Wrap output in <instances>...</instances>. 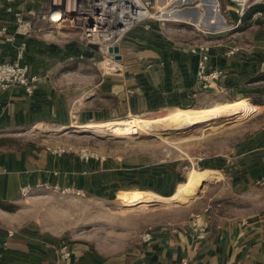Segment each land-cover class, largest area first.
I'll use <instances>...</instances> for the list:
<instances>
[{"label": "crops", "instance_id": "crops-1", "mask_svg": "<svg viewBox=\"0 0 264 264\" xmlns=\"http://www.w3.org/2000/svg\"><path fill=\"white\" fill-rule=\"evenodd\" d=\"M189 1L192 6L185 4ZM50 4L51 0H0V64L19 61L35 77L30 96L16 87L0 91V138L42 126L79 128L112 122L103 113L111 108L110 101L120 107L130 103L131 110L181 106L197 86L199 54L193 49L201 43L193 37L199 36L204 22L216 29L205 36L208 67L221 69L223 77L250 82L248 90L254 95L264 93V0H249L247 48L231 40L230 32L242 27L230 0H211L206 21L196 0H156L159 9L174 12L171 17L177 19L150 20L131 31L121 44L118 69L109 74L98 71L99 52L82 43L75 30L48 22ZM30 12L38 16L31 35H15V15ZM190 12L197 20H191ZM257 12L263 15L253 18ZM236 48L238 52L228 56ZM241 100L253 107L259 98ZM105 160L84 161L77 153L58 156L49 148H0V264H264V214L226 219L205 208L182 223L146 231L149 240L141 234L126 251L110 257L90 243L23 220L26 186H58L88 196L111 191L118 171ZM197 164L227 179L236 190L264 183V127L248 132L222 153L195 159ZM135 191L142 190L120 195ZM67 251L70 256L64 258Z\"/></svg>", "mask_w": 264, "mask_h": 264}, {"label": "rangeland", "instance_id": "rangeland-1", "mask_svg": "<svg viewBox=\"0 0 264 264\" xmlns=\"http://www.w3.org/2000/svg\"><path fill=\"white\" fill-rule=\"evenodd\" d=\"M196 1L201 4L199 9L204 17L210 16L211 0ZM192 3L185 4L192 6ZM189 14L191 20H197L195 12ZM171 16L156 20L177 19ZM207 17L202 20L206 21ZM251 18L248 16L245 21L249 23ZM198 30L199 36L193 38L200 44L205 43V36L216 29L204 22ZM75 32L81 42L86 43L82 32L79 29ZM230 35L231 40L247 48V27L236 29ZM116 63L115 57L111 58L105 51L97 55L95 62L98 71L104 74L118 69L113 65ZM196 84L181 106L131 110L130 103L120 107L118 102L110 101L108 106L111 108L103 113L108 120L121 121L128 118L156 120L180 111L196 112L216 104L235 105V111L193 126L170 124L149 132L88 133L79 131L80 127L42 126L10 132L2 137L9 139L8 147L16 149L87 150L94 154L92 159H106L105 162L117 167L114 188L96 196L76 195L46 187L34 188L30 194L22 195L23 220L36 224L43 231L90 243L98 253L110 257L126 251L146 231L169 223H182L191 213H199L205 208L212 210L217 218L226 219L264 214V183L236 190L227 179L218 178L199 164L194 165L195 159L222 153L248 132L264 127V93L254 95L248 90L250 82L243 79L239 82L228 76L210 81L196 78ZM242 98H259L258 105L247 107L249 102ZM193 170L206 173L203 187L189 200L171 201L177 193V186L186 184ZM133 190L154 192L167 200L139 202L147 193L142 191L120 195Z\"/></svg>", "mask_w": 264, "mask_h": 264}, {"label": "built area", "instance_id": "built-area-1", "mask_svg": "<svg viewBox=\"0 0 264 264\" xmlns=\"http://www.w3.org/2000/svg\"><path fill=\"white\" fill-rule=\"evenodd\" d=\"M235 7L239 17V25L248 17L250 8L249 0H230ZM162 9L156 5V0H51L48 6L46 19L52 25L68 26L73 30L79 29L85 37L86 44H95L98 46V52H106L111 58L114 53L109 50L116 46L120 47L125 37L140 25L146 24L150 20H156L162 17ZM262 12H257L253 18L261 17ZM37 15L34 12L15 15V35L28 38L36 25ZM112 37V43L107 39ZM26 43L22 44L19 52L21 58L25 51ZM239 49H232L228 56L234 55ZM194 53L199 54L197 78L201 81H210L223 76L221 69H210L208 62L210 59V46L207 43H201L193 49ZM35 77L32 76L30 67L19 61L0 64V91L10 88H19L27 95L34 93ZM53 152L58 155H65L73 152L69 149H54ZM84 161H89L94 154L87 150L77 152ZM1 172V171H0ZM42 187V186H41ZM43 187L48 188L46 185ZM49 189V188H48ZM54 190L72 192L76 195H83L81 192L60 189L58 186ZM30 186L22 189V195L30 194ZM11 235V233H9ZM144 240L150 239V234H145ZM70 253L63 254L68 258Z\"/></svg>", "mask_w": 264, "mask_h": 264}, {"label": "bare ground", "instance_id": "bare-ground-1", "mask_svg": "<svg viewBox=\"0 0 264 264\" xmlns=\"http://www.w3.org/2000/svg\"><path fill=\"white\" fill-rule=\"evenodd\" d=\"M173 12L167 10L162 11L163 17H170ZM109 44L112 43V37L107 39ZM116 65V64H113ZM235 111V105H223L216 104L212 107L197 110L196 112L180 111L169 116H162L156 120H141L137 118H128L121 121H112L106 123H95L91 125H85L80 127L79 131L88 133H101L105 131L119 132V131H132V132H149L159 127L179 124L185 126H193L201 124L207 120L214 119L220 116L232 114ZM168 115V114H167ZM206 173L203 171L193 170L189 181L186 184H182L178 187V191L170 200L173 202H183L193 198L202 186L203 180L205 179ZM165 201L158 195L152 193H146L140 198L139 202H158Z\"/></svg>", "mask_w": 264, "mask_h": 264}, {"label": "water", "instance_id": "water-1", "mask_svg": "<svg viewBox=\"0 0 264 264\" xmlns=\"http://www.w3.org/2000/svg\"><path fill=\"white\" fill-rule=\"evenodd\" d=\"M88 47L91 48V49H93V50H95V51H98L99 50L98 49V46L95 45V44H89ZM109 52L115 54V59L116 60H121L122 57L120 55V47L116 46L114 48H111L109 50ZM203 185H204V183L202 184V187H203Z\"/></svg>", "mask_w": 264, "mask_h": 264}, {"label": "trees", "instance_id": "trees-1", "mask_svg": "<svg viewBox=\"0 0 264 264\" xmlns=\"http://www.w3.org/2000/svg\"><path fill=\"white\" fill-rule=\"evenodd\" d=\"M254 23H258L259 24V21L256 20V22H254ZM248 25L249 24L247 23V21L244 20L240 26L241 27H248ZM8 144H9V139H7V138H0V148H2V147H8Z\"/></svg>", "mask_w": 264, "mask_h": 264}]
</instances>
